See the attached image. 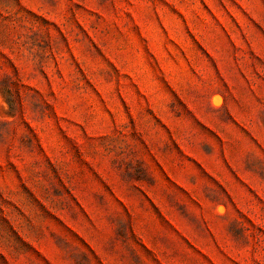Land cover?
Here are the masks:
<instances>
[{
    "label": "rangeland",
    "instance_id": "1",
    "mask_svg": "<svg viewBox=\"0 0 264 264\" xmlns=\"http://www.w3.org/2000/svg\"><path fill=\"white\" fill-rule=\"evenodd\" d=\"M0 264H264V0H0Z\"/></svg>",
    "mask_w": 264,
    "mask_h": 264
}]
</instances>
